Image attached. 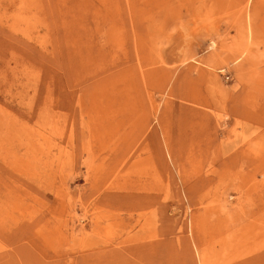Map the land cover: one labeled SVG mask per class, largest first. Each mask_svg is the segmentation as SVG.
Listing matches in <instances>:
<instances>
[{
    "label": "rangeland",
    "instance_id": "rangeland-1",
    "mask_svg": "<svg viewBox=\"0 0 264 264\" xmlns=\"http://www.w3.org/2000/svg\"><path fill=\"white\" fill-rule=\"evenodd\" d=\"M0 264H264V0H0Z\"/></svg>",
    "mask_w": 264,
    "mask_h": 264
},
{
    "label": "bare ground",
    "instance_id": "bare-ground-1",
    "mask_svg": "<svg viewBox=\"0 0 264 264\" xmlns=\"http://www.w3.org/2000/svg\"><path fill=\"white\" fill-rule=\"evenodd\" d=\"M238 58V56L235 57V59Z\"/></svg>",
    "mask_w": 264,
    "mask_h": 264
}]
</instances>
